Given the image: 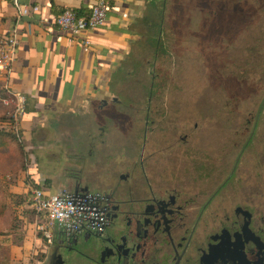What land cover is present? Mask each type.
Returning <instances> with one entry per match:
<instances>
[{
	"label": "rangeland",
	"instance_id": "1",
	"mask_svg": "<svg viewBox=\"0 0 264 264\" xmlns=\"http://www.w3.org/2000/svg\"><path fill=\"white\" fill-rule=\"evenodd\" d=\"M157 4L151 27L144 28L122 74L114 77V97L124 104L116 108L110 102L88 115L58 119L35 130L33 146L42 145L33 149L38 179L57 182L70 171L87 190L101 191L89 171L90 161L98 159L99 122L110 123L108 148L121 154L139 142L142 132L136 128L142 126L147 105L151 116L164 118L156 125L157 132L205 134L212 145L211 164L232 169L264 102V0H160ZM14 109L0 96V264H43L39 262L45 260L49 243L33 241L35 212L25 190V169L31 161L28 143L22 137L24 154L20 143L2 132L10 129ZM45 130L49 140L44 138ZM235 177L240 191L259 190L264 196V107ZM58 187L56 183L47 190L56 193ZM55 237L57 242L63 239L59 227ZM67 264L94 263L75 256L68 257Z\"/></svg>",
	"mask_w": 264,
	"mask_h": 264
},
{
	"label": "flooded vegetation",
	"instance_id": "2",
	"mask_svg": "<svg viewBox=\"0 0 264 264\" xmlns=\"http://www.w3.org/2000/svg\"><path fill=\"white\" fill-rule=\"evenodd\" d=\"M114 96L111 91L98 110L124 104ZM263 107L231 170L211 164L205 134L157 132L164 118L151 116L149 105L142 126H135L142 132L139 142L121 154L108 148L110 123L99 122L98 159L90 161L89 171L108 204V224L101 232L62 234L59 242L55 237L42 263L67 264L68 257L83 256L94 264H264V196L240 191L234 182ZM250 123L247 118V129Z\"/></svg>",
	"mask_w": 264,
	"mask_h": 264
},
{
	"label": "crops",
	"instance_id": "3",
	"mask_svg": "<svg viewBox=\"0 0 264 264\" xmlns=\"http://www.w3.org/2000/svg\"><path fill=\"white\" fill-rule=\"evenodd\" d=\"M95 1L0 0V32L15 31L20 39L10 85L27 97L21 128L31 161L24 180L29 177L47 188L56 183L58 190L81 185L70 171L61 181L38 179L33 172L36 165L33 149L42 145L33 146L35 130L58 119L88 115L103 99L111 98L114 77L122 74L134 45L143 37L144 28L151 27L150 16L155 14L160 0H109L111 7L105 24L83 32L76 40L70 31L58 28L56 17L65 9L87 15ZM23 6L33 11L23 15ZM86 39L90 45L85 43ZM44 138L50 139L49 130H45ZM35 240L38 242L40 238L33 228Z\"/></svg>",
	"mask_w": 264,
	"mask_h": 264
},
{
	"label": "built area",
	"instance_id": "4",
	"mask_svg": "<svg viewBox=\"0 0 264 264\" xmlns=\"http://www.w3.org/2000/svg\"><path fill=\"white\" fill-rule=\"evenodd\" d=\"M109 0H96L88 15H79L75 9L67 8L56 17V25L62 30L71 32L76 40L88 30L105 24L110 11ZM34 7V10H38ZM33 8L23 6L21 14L28 15ZM90 45L89 40H85ZM20 39L15 31L0 32V82H4L7 96L2 98L5 104H14L13 120L16 130L26 114L27 97L14 90L11 74L18 58ZM32 209L35 212L34 231L40 240L50 243L55 238V229L60 228L62 234L71 235L77 232H101L109 221L108 204L96 192L86 190L83 186L75 189L63 188L56 193L47 189L35 188L32 192ZM37 236V235H36Z\"/></svg>",
	"mask_w": 264,
	"mask_h": 264
},
{
	"label": "trees",
	"instance_id": "5",
	"mask_svg": "<svg viewBox=\"0 0 264 264\" xmlns=\"http://www.w3.org/2000/svg\"><path fill=\"white\" fill-rule=\"evenodd\" d=\"M79 15H86L85 13H82V11H77ZM88 15V14H87ZM264 65V61L262 63ZM0 96L3 98L5 96H7V93L4 89V82H0ZM3 130V129H2ZM6 131V132H4ZM23 129L20 127L18 130H16L15 128V124H14V120H12L10 122V129L9 130H3L2 132H4L9 138H14L18 141V143H20V147L22 149V152L25 154V150H24V145L22 144V137H23V133H22ZM28 170V166L27 169H25V171ZM25 186L27 189V193L30 194V202L32 203V192L35 188H41V189H47V185H42L40 182L37 181H33V179L27 177L25 179ZM34 212V211H33Z\"/></svg>",
	"mask_w": 264,
	"mask_h": 264
},
{
	"label": "water",
	"instance_id": "6",
	"mask_svg": "<svg viewBox=\"0 0 264 264\" xmlns=\"http://www.w3.org/2000/svg\"><path fill=\"white\" fill-rule=\"evenodd\" d=\"M106 101V100H105Z\"/></svg>",
	"mask_w": 264,
	"mask_h": 264
}]
</instances>
